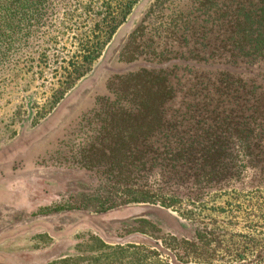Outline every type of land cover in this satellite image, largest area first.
Here are the masks:
<instances>
[{"label": "trees", "instance_id": "obj_1", "mask_svg": "<svg viewBox=\"0 0 264 264\" xmlns=\"http://www.w3.org/2000/svg\"><path fill=\"white\" fill-rule=\"evenodd\" d=\"M180 1L179 25L173 28L185 48L180 58L205 64L218 59L224 69L180 76L179 120L165 118L164 106L176 94L165 72L141 70L117 79L114 100L101 99L85 120L97 124L96 134L88 129L90 143L73 158L121 190L97 199L109 204L107 210L131 203L174 209L179 186L194 191L197 202L202 191L226 190L264 175V0ZM138 2L0 0V86L37 82L48 96L42 106L32 105L42 119L91 71ZM144 30L138 26L131 42ZM239 64L245 67L241 72L230 71ZM150 179L166 193L149 191ZM195 237L210 250V264L217 241L204 232ZM75 250L77 257L60 262L147 264L157 256L146 246L109 244L93 234Z\"/></svg>", "mask_w": 264, "mask_h": 264}, {"label": "rangeland", "instance_id": "obj_2", "mask_svg": "<svg viewBox=\"0 0 264 264\" xmlns=\"http://www.w3.org/2000/svg\"><path fill=\"white\" fill-rule=\"evenodd\" d=\"M156 1L139 0L91 71L42 119L32 105L42 106L48 96L37 82L0 86V178L15 176L21 185L20 195L0 199V264H62L79 255L75 246L88 234L109 244L146 246L157 254L147 264H207L210 250L197 242V232L217 241L210 264H264V175L226 190L202 191L197 202L194 191L179 186L174 209L131 203L107 210L109 204L97 199L121 190L105 183L95 169L73 162L90 143L88 129L97 130L95 122L85 120L98 111L101 99L114 100L111 90L120 77L141 70L165 72L176 93L164 106L165 118L179 120L180 76L224 69L222 60L205 64L180 58L185 48L179 47L173 28L183 3ZM140 25L144 33L132 43L130 35ZM235 68L230 71L245 67ZM147 186L152 193H166L153 179Z\"/></svg>", "mask_w": 264, "mask_h": 264}, {"label": "crops", "instance_id": "obj_3", "mask_svg": "<svg viewBox=\"0 0 264 264\" xmlns=\"http://www.w3.org/2000/svg\"><path fill=\"white\" fill-rule=\"evenodd\" d=\"M20 186L21 185L19 183V180L15 176L9 178H0V199H10L14 195L17 196L20 195L21 194L19 193ZM33 213H35V211Z\"/></svg>", "mask_w": 264, "mask_h": 264}]
</instances>
